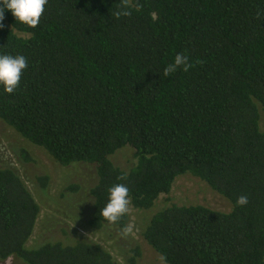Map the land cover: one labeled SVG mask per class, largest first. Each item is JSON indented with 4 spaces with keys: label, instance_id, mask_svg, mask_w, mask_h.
<instances>
[{
    "label": "trees",
    "instance_id": "1",
    "mask_svg": "<svg viewBox=\"0 0 264 264\" xmlns=\"http://www.w3.org/2000/svg\"><path fill=\"white\" fill-rule=\"evenodd\" d=\"M0 23V53L28 60L17 90L0 88V120L62 166H96L87 228H128L129 212L115 223L100 215L115 184L147 211L192 176L232 211L166 207L147 243L166 264H264V0H48L35 28L7 10ZM177 53L190 69L164 76ZM126 147L137 159L129 171L112 160ZM41 211L23 178L0 169V259L120 264L76 235L28 246ZM132 254L137 264L140 249Z\"/></svg>",
    "mask_w": 264,
    "mask_h": 264
},
{
    "label": "rangeland",
    "instance_id": "2",
    "mask_svg": "<svg viewBox=\"0 0 264 264\" xmlns=\"http://www.w3.org/2000/svg\"><path fill=\"white\" fill-rule=\"evenodd\" d=\"M262 129L264 130V117ZM112 160L115 165L127 171L137 163L132 147L118 151ZM0 169H11L20 175L42 206L28 246L39 247V244L46 241H66L76 235L104 246L120 264H129V259L133 256L132 250L135 248H139L141 253L137 264H166L143 237V231L152 216L166 207L203 205L224 213L231 212L233 208L227 198L214 191L204 181L192 176H182L177 179L169 194L160 196L152 209L138 211L128 207L131 220L125 231L105 229L94 232L93 229L87 228V224L95 201L91 190L97 183L96 166H62L46 151L32 145L1 120ZM39 178H48V186L43 188ZM71 187L77 188L70 192L68 189ZM0 264L24 263L16 257H10L7 260L0 259Z\"/></svg>",
    "mask_w": 264,
    "mask_h": 264
},
{
    "label": "clouds",
    "instance_id": "3",
    "mask_svg": "<svg viewBox=\"0 0 264 264\" xmlns=\"http://www.w3.org/2000/svg\"><path fill=\"white\" fill-rule=\"evenodd\" d=\"M48 0H0V21L4 19L5 11H10L16 22L35 28L45 10ZM127 11H118L116 16L128 15ZM3 24L0 23V29ZM28 67V60L24 55L0 53V88L4 93L12 94L19 87L21 76ZM191 67L190 57L185 53H177L172 63L164 68V76L175 73L178 69L188 71ZM130 204L129 189L124 184H115L108 189V202L100 209V215L109 223L117 222L128 212ZM248 204L247 196H240L236 200L237 207ZM161 261L164 257L161 256Z\"/></svg>",
    "mask_w": 264,
    "mask_h": 264
}]
</instances>
